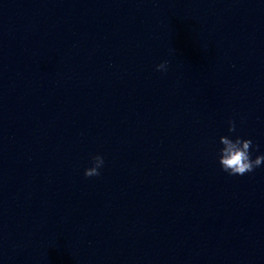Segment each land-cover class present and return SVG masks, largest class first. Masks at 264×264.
Masks as SVG:
<instances>
[{
	"label": "clouds",
	"instance_id": "1",
	"mask_svg": "<svg viewBox=\"0 0 264 264\" xmlns=\"http://www.w3.org/2000/svg\"><path fill=\"white\" fill-rule=\"evenodd\" d=\"M159 72L168 70V62L164 61L156 66ZM236 123L233 119L228 120V132L235 133ZM219 143L222 147L219 150L218 163L221 170L229 175L243 176L246 173L253 172L256 168L264 165V154L256 155L252 159L251 151L253 149V141L251 139L236 136L235 139L230 136H221ZM104 166V158L97 154L91 158V166L85 168V177H94L100 175V169Z\"/></svg>",
	"mask_w": 264,
	"mask_h": 264
}]
</instances>
